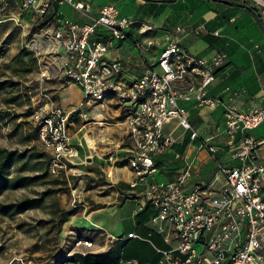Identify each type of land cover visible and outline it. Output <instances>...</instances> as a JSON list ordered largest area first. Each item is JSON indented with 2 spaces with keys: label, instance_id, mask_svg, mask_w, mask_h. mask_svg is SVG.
I'll list each match as a JSON object with an SVG mask.
<instances>
[{
  "label": "built area",
  "instance_id": "built-area-1",
  "mask_svg": "<svg viewBox=\"0 0 264 264\" xmlns=\"http://www.w3.org/2000/svg\"><path fill=\"white\" fill-rule=\"evenodd\" d=\"M63 3L90 20L79 22L54 10L55 4ZM92 12L95 15L90 17ZM25 17L42 21L31 47L59 61L62 88L77 86L83 99L93 105L115 99L118 118L131 144L124 161L132 175L129 185L143 187L141 201L156 210L146 224L148 236L158 235L166 245L160 248L134 232L126 234L125 239L147 241L154 251L156 259L143 264H264V158L258 151L264 147V134H249L264 127V84L258 96L262 104L249 109H238L233 103L244 89L227 87L222 95H209L208 88L215 81L216 70L224 64L226 52L193 54L179 40L171 41L155 63H145L140 74L126 76V63L108 54L130 38L144 59L154 40L141 41L138 35L153 28L120 15L113 5L94 10L88 0H0V21L11 20L23 27ZM48 94L40 93L30 117L49 152L48 171L57 175L78 154L71 144L72 111L51 104ZM179 100H193L199 108H223V129L216 127L201 145L216 162L211 181L188 185L191 164L183 167L174 180H150L157 171L155 158L168 153L175 142L163 126L176 119L183 129L191 128L187 110ZM198 136L193 130L190 139ZM218 137L223 144L212 146L210 141ZM220 151L227 156L226 162L214 156ZM141 209L136 208L133 214ZM78 244L89 248L80 252L82 255L95 250L90 240ZM68 264L80 263L73 258ZM118 264L141 263L119 258Z\"/></svg>",
  "mask_w": 264,
  "mask_h": 264
},
{
  "label": "rangeland",
  "instance_id": "rangeland-1",
  "mask_svg": "<svg viewBox=\"0 0 264 264\" xmlns=\"http://www.w3.org/2000/svg\"><path fill=\"white\" fill-rule=\"evenodd\" d=\"M243 1L254 4L255 11L261 17L263 6L252 0ZM73 17L82 19L77 12H73ZM23 22L22 27L11 20L0 21V150L11 156L8 166L0 168V264H68L73 261L75 254L89 249L77 245L79 241H93L92 249L95 250L91 253H102L104 248L100 245V232L103 231L90 219L91 211L101 212L107 206L106 201L110 200L114 190L107 172L111 173L113 162L118 168L124 166L131 144L118 118L115 99L93 105L81 97L77 104L65 103V98H75L81 90L76 86L79 91L67 88L60 94L62 86L57 70L59 61L31 47L32 39H35L37 30L43 25L42 21L25 17ZM252 44H256L250 52L255 66L264 71L262 37L259 36ZM261 83H264V75ZM44 92L49 93L51 104L72 111L69 126L71 144L77 149L78 155L57 175L48 171L49 152L30 117L33 102ZM181 104L189 114L191 128L185 130L174 121L163 126L164 132L183 140L184 143L178 144L179 147L173 145L175 150L183 149L185 143L192 142L190 135L193 127L199 123L191 103ZM96 111L104 116L103 127L94 125L92 114ZM213 112H209V128L204 138L220 122L212 120ZM100 128L103 133L97 135L95 140L101 149L91 155L83 137L86 134L92 135L94 129ZM259 130L264 134V127L261 126ZM104 139L108 148L104 146ZM194 144L202 149L201 141ZM218 145L212 144L214 147ZM258 151L264 158V147ZM214 156L220 159L221 154L216 153ZM167 159L165 155L156 157L159 172L167 168H183L182 157L165 164ZM202 169L211 173L207 179L212 180L214 159L206 160ZM206 172L202 171V174L208 176ZM159 178L163 181L168 179L162 173ZM220 184L221 181H217L216 185ZM26 198L35 199V205L17 211L18 203ZM5 206L10 207L4 209L6 212H1ZM131 206L132 202L125 203L122 209L124 217L130 215ZM136 220L138 222L139 217H132L124 224L134 225ZM84 257L78 256V261L85 262Z\"/></svg>",
  "mask_w": 264,
  "mask_h": 264
},
{
  "label": "crops",
  "instance_id": "crops-1",
  "mask_svg": "<svg viewBox=\"0 0 264 264\" xmlns=\"http://www.w3.org/2000/svg\"><path fill=\"white\" fill-rule=\"evenodd\" d=\"M88 1L92 4L94 10L104 4L113 5L117 8L120 15L139 20L152 26L153 29L151 31L138 35L141 41L147 39L154 40V44L151 46L150 50L144 54V59H142L134 49L130 38L119 42V48L112 49L108 54L109 58H120L126 63V76H136L140 74L145 63H155L158 55L171 41L179 40V44L193 54L207 56L219 49L226 52L227 58L223 66L216 70L215 81L208 88L209 95H222L227 87L233 90L244 89V92L233 102L238 109H249L253 106L262 104L258 96L259 90L264 84L261 83L264 71L262 68L258 70L260 67L257 68L255 66L254 57L250 52L256 47V44H252L253 41L258 39L259 36L262 37L264 41V35L252 11L242 6L247 4L255 10L256 7L254 4L246 3L243 0ZM252 1L255 4L263 6L260 18L264 29V0ZM54 10L79 22L90 20L88 17H82L79 13L82 19L79 20L74 18L73 12L76 11L67 3L61 5L55 4ZM94 15V12L89 14L90 17ZM197 28L199 30H197ZM214 31H218V34L214 35ZM99 35H103V32H100ZM260 42L261 41H258V43ZM67 88L72 91H79L75 85L73 86V84H70L62 88L60 94L64 93ZM81 97L82 94L80 93L77 97L65 98L64 101L66 104H77ZM181 102L191 103V109L195 111V118L199 121V123L193 127V130H195L199 136L196 139H190L192 142L185 143L186 146L183 149L176 148L177 150L173 149V147L175 145L179 147L178 144L181 145L184 142L181 137H173L175 141L173 144L174 146L171 147L168 153L164 154L168 157L165 164H169L174 158L182 157L184 159L183 167L189 164L192 165V175L187 180L188 185L198 180L211 181V179H207L211 176V173L209 171H204L202 169V164L205 163L206 160L212 158V156L209 155L206 148L202 147L201 149L194 144V142H202V139L206 135L207 127L209 128L208 121L210 111H214L212 120L215 119L220 122L218 125L214 126V129L209 135L213 133L216 127L223 129V108L221 106L215 108H199L196 107L193 100H179L178 103L181 106H183ZM171 121L176 122L179 126L176 119H172ZM259 128L251 130L256 131L255 133L249 131V134L257 137L260 136L261 131ZM104 143L106 145L105 139ZM215 143L222 145L223 139L218 137L210 141V144ZM106 148L108 147L106 146ZM216 153L221 154L220 159L217 158L218 161H227V156L223 152L220 151ZM155 162L157 171L150 178L152 181L167 182L174 180L182 170V168L174 170H172L173 168H167L165 171L159 172L156 158ZM110 167H112L111 173L108 171L107 174L109 173L108 180L114 189L113 195L110 200L106 201L107 206H104L103 211L97 212V210H92L90 216V219L100 226L101 229L95 226V224L94 226L103 231L100 232L102 236L100 245H102V249H104L102 253H88V255L84 257L85 262H79L80 264H118L119 258L136 259L141 264L154 261L156 255L147 241L135 238L125 239L124 236L134 232L139 237L151 240L158 247L166 248L165 243L158 235L151 234L148 236L146 224L149 219L155 215L156 210L153 206L141 201L140 194L143 190L142 186L130 187L129 183L132 175L127 167L123 166L118 168L117 166H113V164ZM214 168L216 171L215 161ZM202 171L206 172L208 176L202 174ZM161 173L168 177L167 181H163L159 178ZM188 181H190V183H188ZM117 185H120L121 188L119 189ZM128 201L132 202L129 212L130 215L124 217L122 209ZM138 207H142V209L134 215L133 211ZM132 217H139L138 222L136 220L134 225L128 223L124 224L126 220L130 221ZM80 255L83 256L81 253H77L72 258L78 260V256Z\"/></svg>",
  "mask_w": 264,
  "mask_h": 264
},
{
  "label": "bare ground",
  "instance_id": "bare-ground-1",
  "mask_svg": "<svg viewBox=\"0 0 264 264\" xmlns=\"http://www.w3.org/2000/svg\"><path fill=\"white\" fill-rule=\"evenodd\" d=\"M50 47V46H49ZM47 48L48 52H51L50 48ZM93 119H94V125H98V126H101L103 127V125H105V123L103 122L104 120V116L102 113L96 111L94 112L93 114ZM103 133V129H94L93 130V136L92 135H89V134H86L83 138H84V142H85V145L86 147L88 148L89 150V154L93 155L94 152H96L97 150H100L101 148H98L97 145H96V140H95V137L97 135H101ZM105 144V143H104ZM106 146V145H105ZM99 152V151H98ZM97 152V153H98ZM109 174V173H108ZM111 176V175H110Z\"/></svg>",
  "mask_w": 264,
  "mask_h": 264
},
{
  "label": "trees",
  "instance_id": "trees-1",
  "mask_svg": "<svg viewBox=\"0 0 264 264\" xmlns=\"http://www.w3.org/2000/svg\"><path fill=\"white\" fill-rule=\"evenodd\" d=\"M0 156H1V159H0V168H5L6 166H8L9 160L11 158L10 153H7V152H5L3 150H0ZM35 201H36L35 199L26 198L23 201H21L20 203H18V205L16 207V210L17 211H21V210L27 209V208H29L31 206H34L35 205V203H34ZM9 207L10 206L3 207V209H2L1 212H6L4 209H8ZM87 255L88 254H85L83 256H87ZM75 260H77V259H75Z\"/></svg>",
  "mask_w": 264,
  "mask_h": 264
},
{
  "label": "water",
  "instance_id": "water-1",
  "mask_svg": "<svg viewBox=\"0 0 264 264\" xmlns=\"http://www.w3.org/2000/svg\"><path fill=\"white\" fill-rule=\"evenodd\" d=\"M242 6L245 7V8H247V9H250V10L252 11L253 15H254L255 18H256V21H257L259 27L262 29L263 35H264V29H263V26H262V21H261V18L259 17V15H258V13H257L252 7H250V6L247 5V4H244V5H242ZM90 160H91V158L88 157V161H90Z\"/></svg>",
  "mask_w": 264,
  "mask_h": 264
}]
</instances>
